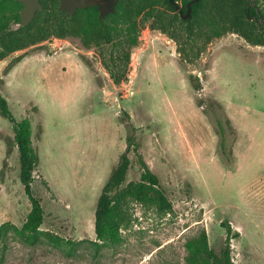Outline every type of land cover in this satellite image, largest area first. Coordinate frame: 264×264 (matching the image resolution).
Segmentation results:
<instances>
[{
    "label": "rangeland",
    "instance_id": "374dc122",
    "mask_svg": "<svg viewBox=\"0 0 264 264\" xmlns=\"http://www.w3.org/2000/svg\"><path fill=\"white\" fill-rule=\"evenodd\" d=\"M129 67L127 79L113 83L78 36L51 38L0 60V94L17 120L31 122L40 228L81 240L68 252L45 239L28 245L14 233L30 202L12 124L0 115V226L7 224L0 264H188L186 242L201 229L220 250L222 222L238 232L230 243L233 264H264V47L227 33L181 66L174 41L145 27ZM189 74L198 77V91ZM128 135L171 209L127 199L121 240L97 247L90 242L97 198ZM128 156L121 188L141 173L132 148Z\"/></svg>",
    "mask_w": 264,
    "mask_h": 264
},
{
    "label": "trees",
    "instance_id": "16d2710c",
    "mask_svg": "<svg viewBox=\"0 0 264 264\" xmlns=\"http://www.w3.org/2000/svg\"><path fill=\"white\" fill-rule=\"evenodd\" d=\"M40 1L42 8L36 11L31 22L22 25L19 12L23 5L18 0H0V60L51 38L78 36L86 49L93 50L112 82L119 84L127 79L132 49L145 27L158 30L174 41L181 66L195 63L214 38L227 33L236 34L251 45L264 47V0H197L191 5L188 18H183L182 14L189 0H180V3L175 0L178 8L169 0H117L114 11L102 19H99L96 6L78 8L67 15L60 10L59 0ZM21 58V55L15 57L6 72ZM188 79L194 90L201 89L196 75L189 74ZM0 115L12 124L11 145L18 150L19 180L30 202L24 222L20 227H14V233L28 245L45 239L54 246H67L70 252L81 240L74 241L40 228L44 210L41 197L32 188L39 158L32 145L30 119L17 120L2 94ZM126 143L97 198L95 240H90L97 247L121 240V228L129 224L122 212L127 199L152 204L163 212L171 209L159 187L157 175L137 152L134 136L128 135ZM224 146L225 140L220 142L221 152H226ZM131 148L136 153L141 173L138 181L121 188L130 167L128 153ZM9 152L10 148L7 154ZM221 226L225 229V237L219 251L209 246L204 229L195 238L187 240L188 264H233L230 243L238 232L233 231L228 222H222ZM6 228L7 224L0 226V238L7 234Z\"/></svg>",
    "mask_w": 264,
    "mask_h": 264
},
{
    "label": "water",
    "instance_id": "95a60500",
    "mask_svg": "<svg viewBox=\"0 0 264 264\" xmlns=\"http://www.w3.org/2000/svg\"><path fill=\"white\" fill-rule=\"evenodd\" d=\"M23 8L20 10V20L22 25H26L34 18L38 9L42 8L40 0H18ZM176 8L179 7L175 0H169ZM197 0H189L186 5V11L182 14L183 18H188L191 11V5ZM117 0H59V8L67 15H71L78 8L87 6H96L99 11V19L104 18L115 9Z\"/></svg>",
    "mask_w": 264,
    "mask_h": 264
}]
</instances>
